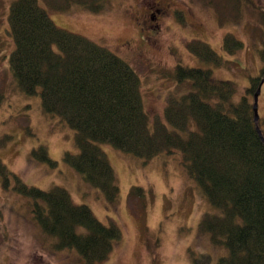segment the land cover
I'll return each instance as SVG.
<instances>
[{
	"label": "trees",
	"instance_id": "obj_1",
	"mask_svg": "<svg viewBox=\"0 0 264 264\" xmlns=\"http://www.w3.org/2000/svg\"><path fill=\"white\" fill-rule=\"evenodd\" d=\"M58 11L78 4L91 12L103 8V0H41ZM211 8L219 25L238 23L242 5L250 0H200ZM264 26V10L259 12ZM8 28L14 48L9 68L19 89L38 94L46 112L59 116L75 130L79 152L63 159L83 179L99 188L109 203L119 193L113 168L96 142L108 143L144 160L178 149L191 178L202 187L219 212L205 214L200 229L211 242L227 247L216 264H264V137L262 121H254L253 96L264 76H249L245 93L234 99L232 82L214 78L208 69L176 64V81H188L189 89L170 94L164 119L186 134L170 131L158 117L152 128L143 109L140 79L135 70L108 48L85 36L55 25L38 0H14L9 5ZM223 48L233 53L242 42L233 34L223 38ZM198 58L219 65L221 56L206 42L185 44ZM193 119L196 128L188 130ZM39 161L52 163L44 146L33 150ZM0 179L5 187L14 180L17 190L31 198L33 219L56 239L55 249L75 248L84 264L108 258L122 237L119 226L99 221L88 206L72 201L66 189L26 184L0 159ZM144 189L130 188L131 196L144 198ZM158 241V239H156ZM195 264H212L211 256L194 257Z\"/></svg>",
	"mask_w": 264,
	"mask_h": 264
},
{
	"label": "rangeland",
	"instance_id": "obj_2",
	"mask_svg": "<svg viewBox=\"0 0 264 264\" xmlns=\"http://www.w3.org/2000/svg\"><path fill=\"white\" fill-rule=\"evenodd\" d=\"M12 1L0 0V159L26 184L45 190L62 187L99 221L119 226L121 239L98 264H195L194 257L201 252L216 264L228 249L211 242L209 232L200 229V220L219 211L189 176L180 150L144 160L96 142L119 187L114 203L107 202L99 188L63 159L66 152H79L75 130L46 112L38 94L23 93L9 68L14 43L7 17ZM38 3L55 25L108 48L135 70L151 128L158 117L168 130L186 134L170 125L163 114L170 94L179 96L189 89L188 81L179 84L172 74L176 64L208 69L214 78L232 82L234 99L245 93L249 76H258L263 67L264 26L259 12L264 10V0L243 3L239 22L223 26L200 0H103L99 12L78 4L58 11L41 0ZM227 33L242 42L231 54L222 43ZM192 40L206 42L221 56V63L194 55L185 45ZM257 114L264 129V82ZM187 128H196L193 119ZM40 146L46 148L52 163L34 158L32 152ZM135 185L144 189L143 199L130 195ZM33 218L31 198L17 190L13 179L7 187L0 179V264H84L75 248L55 249L56 239Z\"/></svg>",
	"mask_w": 264,
	"mask_h": 264
},
{
	"label": "water",
	"instance_id": "obj_3",
	"mask_svg": "<svg viewBox=\"0 0 264 264\" xmlns=\"http://www.w3.org/2000/svg\"><path fill=\"white\" fill-rule=\"evenodd\" d=\"M263 82H264V77L259 82V85H258V87L256 89V92L254 93V96H253V112H254V121H255V123H257V121L259 119V114H257L258 113V95L260 93L261 85H262ZM256 129H257L258 135H260V137L264 141V137L262 136L261 130L258 127V125L256 126Z\"/></svg>",
	"mask_w": 264,
	"mask_h": 264
}]
</instances>
